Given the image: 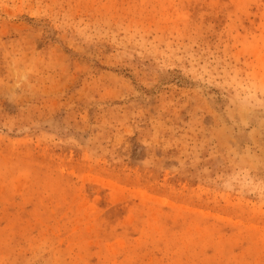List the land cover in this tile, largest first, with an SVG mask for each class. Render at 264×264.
Returning <instances> with one entry per match:
<instances>
[{
    "label": "rangeland",
    "instance_id": "1",
    "mask_svg": "<svg viewBox=\"0 0 264 264\" xmlns=\"http://www.w3.org/2000/svg\"><path fill=\"white\" fill-rule=\"evenodd\" d=\"M0 264H264V0H0Z\"/></svg>",
    "mask_w": 264,
    "mask_h": 264
}]
</instances>
